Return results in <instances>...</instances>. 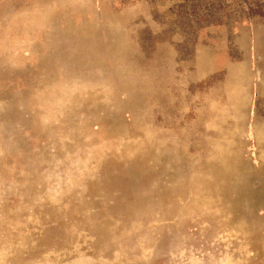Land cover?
Listing matches in <instances>:
<instances>
[{
  "label": "rangeland",
  "instance_id": "obj_1",
  "mask_svg": "<svg viewBox=\"0 0 264 264\" xmlns=\"http://www.w3.org/2000/svg\"><path fill=\"white\" fill-rule=\"evenodd\" d=\"M0 264H264V0H0Z\"/></svg>",
  "mask_w": 264,
  "mask_h": 264
}]
</instances>
